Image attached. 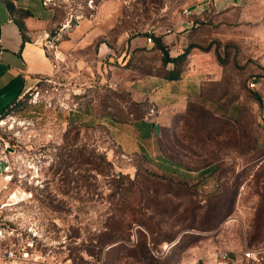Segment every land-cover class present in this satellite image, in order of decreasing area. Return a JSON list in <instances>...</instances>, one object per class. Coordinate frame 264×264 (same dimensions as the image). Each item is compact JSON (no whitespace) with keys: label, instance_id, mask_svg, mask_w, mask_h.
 <instances>
[{"label":"rangeland","instance_id":"rangeland-1","mask_svg":"<svg viewBox=\"0 0 264 264\" xmlns=\"http://www.w3.org/2000/svg\"><path fill=\"white\" fill-rule=\"evenodd\" d=\"M205 1L57 0L71 26L109 4L113 53L1 114L0 264H264V0L187 26ZM168 32L184 56L165 63Z\"/></svg>","mask_w":264,"mask_h":264},{"label":"crops","instance_id":"crops-1","mask_svg":"<svg viewBox=\"0 0 264 264\" xmlns=\"http://www.w3.org/2000/svg\"><path fill=\"white\" fill-rule=\"evenodd\" d=\"M247 1L207 0L189 13L192 17L187 20V26L192 25L196 17L209 16L215 10L236 8ZM96 14L97 9L90 17H79L71 26L62 18L57 1L45 5L43 0H0V113L24 92L34 88L41 78L54 76L66 64L72 62L77 74L85 71L84 68L89 69L92 59L103 60L113 53L107 34L116 25L117 16L109 4L101 8L97 18ZM65 33L67 37H63ZM46 34L57 42L56 49L46 45ZM156 36L173 55L176 54L173 50L181 39L180 34L168 32L156 33ZM95 42H98L95 54L87 56L84 51ZM131 42L139 47H151L144 36ZM158 84H134V98L147 95L150 90L156 91ZM1 168L0 162V189L7 182Z\"/></svg>","mask_w":264,"mask_h":264},{"label":"built area","instance_id":"built-area-1","mask_svg":"<svg viewBox=\"0 0 264 264\" xmlns=\"http://www.w3.org/2000/svg\"><path fill=\"white\" fill-rule=\"evenodd\" d=\"M57 0H43V3L45 5L55 3ZM93 0H90V6L94 8V5L92 4ZM187 13H191V10H186ZM81 16H78V18ZM72 20V19H71ZM69 21V23L71 22ZM46 45L49 46L50 48L56 49L58 47V44L53 38H51L50 34H46ZM147 41L151 42L153 41L152 36L147 37ZM6 181H9L7 178L5 179ZM3 235L2 229L0 230V237ZM260 253L259 249L255 248H249L246 252L245 255L247 258H252V259H258V254ZM6 258L9 260H25L30 257V250L29 249H17L14 247H10L7 249L5 253ZM224 259H227V254L223 255Z\"/></svg>","mask_w":264,"mask_h":264},{"label":"trees","instance_id":"trees-1","mask_svg":"<svg viewBox=\"0 0 264 264\" xmlns=\"http://www.w3.org/2000/svg\"><path fill=\"white\" fill-rule=\"evenodd\" d=\"M22 25V24H21ZM155 38H156V41H157V43H158V46H159V48L160 49H162L163 50V52H164V62L165 63H168V62H175V61H177V60H179V59H181L183 56H184V54L183 53H176V54H172L171 52H170V49H169V47L168 46H166V45H164L162 42H160L159 40H157V36H155ZM139 48H145V47H139ZM170 79H176V76H174V75H171L170 76ZM250 93H251V95L252 96H254L258 101H262V99H261V95L258 93V92H256V91H254V90H252V89H250ZM14 102V101H13ZM12 102V103H13ZM11 104V103H10ZM10 104H8V106L10 105ZM7 108V106L3 109V111L0 113V116H1V114H3L4 112H5V109ZM109 242V240H105V241H103L101 244H106V243H108ZM166 244H169V243H166ZM172 247V246H171ZM170 247V248H171ZM251 248H255V247H251ZM256 249V248H255ZM153 250V249H152ZM151 253H152V251H151ZM153 254V253H152ZM159 257L158 256V254H153V257Z\"/></svg>","mask_w":264,"mask_h":264},{"label":"water","instance_id":"water-1","mask_svg":"<svg viewBox=\"0 0 264 264\" xmlns=\"http://www.w3.org/2000/svg\"><path fill=\"white\" fill-rule=\"evenodd\" d=\"M156 128H157V126H156Z\"/></svg>","mask_w":264,"mask_h":264}]
</instances>
